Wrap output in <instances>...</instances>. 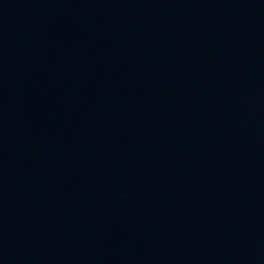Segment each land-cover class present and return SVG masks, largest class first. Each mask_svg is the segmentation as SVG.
<instances>
[{"label": "water", "instance_id": "water-1", "mask_svg": "<svg viewBox=\"0 0 264 264\" xmlns=\"http://www.w3.org/2000/svg\"><path fill=\"white\" fill-rule=\"evenodd\" d=\"M264 127V0H0V218Z\"/></svg>", "mask_w": 264, "mask_h": 264}]
</instances>
